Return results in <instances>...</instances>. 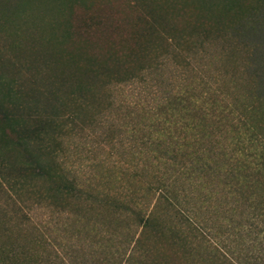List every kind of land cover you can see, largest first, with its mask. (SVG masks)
Returning <instances> with one entry per match:
<instances>
[{
    "label": "rangeland",
    "instance_id": "obj_1",
    "mask_svg": "<svg viewBox=\"0 0 264 264\" xmlns=\"http://www.w3.org/2000/svg\"><path fill=\"white\" fill-rule=\"evenodd\" d=\"M77 1L93 10L90 30H74L87 20L80 6V22L63 11L54 23L50 0H0V263L202 264L193 262L205 248L171 238L170 247L148 229L141 243L148 254L132 249L162 194L181 212L161 204L167 235L174 224L189 230V217L237 256L233 228L247 216L224 207L218 183L178 170L155 144L166 139L155 130L170 119L166 126L181 138V122L214 128L231 122L221 108L243 113L259 89L253 70L264 71V0ZM68 18L75 23L63 24ZM236 129L228 136L244 131ZM223 145L240 155L231 140Z\"/></svg>",
    "mask_w": 264,
    "mask_h": 264
},
{
    "label": "trees",
    "instance_id": "obj_2",
    "mask_svg": "<svg viewBox=\"0 0 264 264\" xmlns=\"http://www.w3.org/2000/svg\"><path fill=\"white\" fill-rule=\"evenodd\" d=\"M29 1L33 6L37 4L39 6H44V0ZM50 1L52 7L49 9L48 13H50L54 23H57L56 20L63 17V11L70 15L71 19H77L78 22H80V19L74 16L76 15L74 14L75 9L80 6V8H83L85 12L84 16L87 20L83 21L85 27L75 26L74 30H90V28L96 24L94 20L95 16L91 13L93 10L90 12L88 6L82 3L80 4L77 0H62V7H59V5L56 6L55 0ZM70 18L64 19L63 24L67 26L74 24L75 21L69 20ZM69 37L70 33L64 34V38L67 39ZM122 49L123 45L120 43L119 50ZM247 66L250 69L253 68L250 64H247ZM147 68L149 67L144 69L140 68L136 75L128 76L124 81L135 80V78L142 75ZM253 73L259 89H256V93L254 89V95L251 97L252 100L245 105L243 113L238 116L235 115L232 110L227 111V108L226 110L224 108L220 110L219 114L223 119L231 121L229 125L225 126L226 124L221 123L219 119V123L216 121L217 126L211 128L204 122L200 120L196 121L193 118L190 122L186 121L185 123L181 122L177 124L180 129L179 134H181L182 137L175 138L170 127L166 126L170 119H162L157 120L156 125L159 128L155 130L159 135L157 138H160V135H164V138H166L162 140L157 139L155 144L158 145L160 151L164 156L166 155L169 160H176L178 170L182 171L188 179L192 178L194 180L197 178V180L202 182L206 180L213 184L218 183L219 186H221L223 201L225 200L224 207H226V209L231 207V211L234 214L239 212L241 215L245 214L247 216L246 225L242 224L239 228H233V230L237 232V235H240L238 249L234 251L237 256L233 257V254H231L232 252L227 247L222 246L220 242L206 238L203 230H200L197 224L191 222L189 217L185 220L189 230L185 229L183 224H174L175 230H169V232L172 231L171 234L173 235H167L168 231L166 226L158 221L159 212L163 211L160 209L161 206H163L161 204L167 203L179 216L181 212L177 210L174 205L170 204L168 195L165 196L164 194L159 197L158 203L156 204L157 206L154 204L149 214L141 218L140 224L142 232L138 234L132 249L138 246L141 253L143 251L144 256L148 254L147 250H142L141 248L143 238L145 234H147V232L143 231L148 229L150 230L148 233L152 231L162 244L166 243L170 247L172 246L170 242L175 241L176 246L179 244L186 246L184 243L187 242L191 249L195 247L194 243L205 248V256L198 257L193 263L200 261L202 264H264V71L253 70ZM79 90H81V88ZM176 97L177 102L181 103L183 101L181 96L176 95ZM9 98L11 97L8 96L7 99ZM196 103L197 102H194L193 106H195ZM203 104L207 105L210 109H215V101L214 99H210L209 96L203 98ZM225 113H227V115H225ZM15 125V121H9L6 127L12 129ZM238 126H241L244 131L241 129V132L239 131L240 135L236 138L228 136V134L235 132ZM0 132H2V130H0ZM188 133L190 136H187ZM242 136L245 138H242ZM227 140H231L232 145L240 152V155L231 154L226 151L227 149L223 144H225ZM246 143H249V146H246ZM13 145L22 147L24 152H28L27 144L21 140H16L13 142ZM38 170L40 173L47 176L48 179H56V174L52 173L49 168H38ZM63 187L68 190L70 188L68 185H63ZM162 187L164 188L165 185H162ZM211 196L212 193L210 192L209 197ZM231 205H234V207ZM232 226L233 223L231 221L223 228L226 230L228 228L230 230ZM252 232L257 233L255 238H251ZM186 234L192 235L195 241L193 242V247L190 245ZM260 236L262 237L260 238ZM170 238L175 240L168 242ZM176 239L180 242L176 241ZM174 255H176V253H174ZM157 264L166 263L162 262Z\"/></svg>",
    "mask_w": 264,
    "mask_h": 264
}]
</instances>
